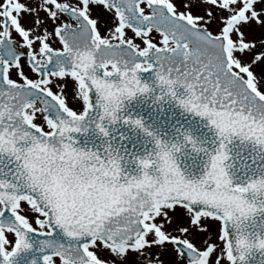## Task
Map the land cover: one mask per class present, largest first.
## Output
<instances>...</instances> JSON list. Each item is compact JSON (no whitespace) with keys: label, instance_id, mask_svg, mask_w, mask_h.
Here are the masks:
<instances>
[{"label":"snow or ice","instance_id":"obj_1","mask_svg":"<svg viewBox=\"0 0 264 264\" xmlns=\"http://www.w3.org/2000/svg\"><path fill=\"white\" fill-rule=\"evenodd\" d=\"M0 264H264V0H0Z\"/></svg>","mask_w":264,"mask_h":264}]
</instances>
